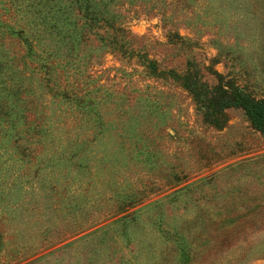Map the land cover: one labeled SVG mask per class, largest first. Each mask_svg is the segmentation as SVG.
I'll return each instance as SVG.
<instances>
[{
  "label": "rangeland",
  "instance_id": "1",
  "mask_svg": "<svg viewBox=\"0 0 264 264\" xmlns=\"http://www.w3.org/2000/svg\"><path fill=\"white\" fill-rule=\"evenodd\" d=\"M54 1L0 0V264H264V131L211 103L264 101V0Z\"/></svg>",
  "mask_w": 264,
  "mask_h": 264
},
{
  "label": "trees",
  "instance_id": "2",
  "mask_svg": "<svg viewBox=\"0 0 264 264\" xmlns=\"http://www.w3.org/2000/svg\"><path fill=\"white\" fill-rule=\"evenodd\" d=\"M51 3H54V0H49ZM98 1L101 2L102 0H68L69 4L74 7V9L80 13L83 14L90 22H102L105 18V16L108 14L106 11L105 5H101ZM50 9V8H49ZM57 13H59V9L56 8L53 9V16H56ZM40 14V12H39ZM39 20L41 21V24H45L49 27L50 30L56 31L57 34H60L59 27L57 24L51 25V22L46 21L45 15L37 16ZM45 32L46 29L42 28ZM70 38V37H68ZM65 34L63 33L61 35V41L65 40ZM59 40V41H60ZM29 47V50H32V47L30 44H27ZM33 52V51H31ZM39 64L42 66V69H45L46 61L47 59L45 57L38 58ZM146 68H152L154 72L155 68L151 66V63H148V66ZM217 94V98L211 97V103L214 104V107L223 110L225 108H240L242 109L248 119L250 120L251 124L254 126L255 129L262 132L264 131V101L254 100L251 99L243 94H241L239 91L234 92H227L220 90ZM65 99H71L65 98ZM74 102L79 103L78 98H72Z\"/></svg>",
  "mask_w": 264,
  "mask_h": 264
}]
</instances>
